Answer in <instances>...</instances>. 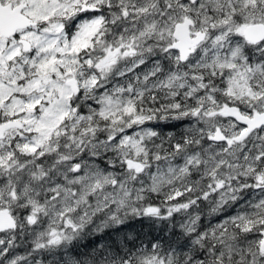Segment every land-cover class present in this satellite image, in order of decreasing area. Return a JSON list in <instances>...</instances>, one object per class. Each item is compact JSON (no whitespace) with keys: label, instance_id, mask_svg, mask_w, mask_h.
<instances>
[{"label":"snow or ice","instance_id":"snow-or-ice-1","mask_svg":"<svg viewBox=\"0 0 264 264\" xmlns=\"http://www.w3.org/2000/svg\"><path fill=\"white\" fill-rule=\"evenodd\" d=\"M0 264H264V0H0Z\"/></svg>","mask_w":264,"mask_h":264},{"label":"trees","instance_id":"trees-1","mask_svg":"<svg viewBox=\"0 0 264 264\" xmlns=\"http://www.w3.org/2000/svg\"><path fill=\"white\" fill-rule=\"evenodd\" d=\"M133 227L139 228V225H133ZM146 230V229H145ZM85 243H87V241H85ZM86 249H81V251H85Z\"/></svg>","mask_w":264,"mask_h":264}]
</instances>
